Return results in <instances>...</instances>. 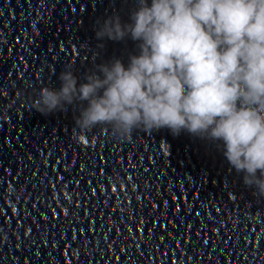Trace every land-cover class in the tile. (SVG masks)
Instances as JSON below:
<instances>
[{
  "label": "clouds",
  "instance_id": "clouds-1",
  "mask_svg": "<svg viewBox=\"0 0 264 264\" xmlns=\"http://www.w3.org/2000/svg\"><path fill=\"white\" fill-rule=\"evenodd\" d=\"M136 2L132 23L109 18L96 36L130 35L140 54L127 67L98 65L102 77L89 74L79 87L68 65L60 89L41 88L34 109L47 115L87 102L73 130L84 147L98 126L119 139L166 128L222 141L229 164L264 197V0Z\"/></svg>",
  "mask_w": 264,
  "mask_h": 264
}]
</instances>
